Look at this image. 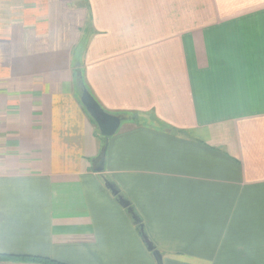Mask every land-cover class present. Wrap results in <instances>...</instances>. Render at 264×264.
<instances>
[{
    "label": "crops",
    "instance_id": "obj_1",
    "mask_svg": "<svg viewBox=\"0 0 264 264\" xmlns=\"http://www.w3.org/2000/svg\"><path fill=\"white\" fill-rule=\"evenodd\" d=\"M103 178L163 264H264V0H0V254L156 264Z\"/></svg>",
    "mask_w": 264,
    "mask_h": 264
},
{
    "label": "water",
    "instance_id": "obj_2",
    "mask_svg": "<svg viewBox=\"0 0 264 264\" xmlns=\"http://www.w3.org/2000/svg\"><path fill=\"white\" fill-rule=\"evenodd\" d=\"M80 103L89 115V117L94 121L97 126L98 132L102 138L106 141L108 138L113 136L122 121L126 120L122 116H115L112 114L106 113L96 102V100L90 95V93L86 89L81 90L80 94ZM104 151L103 149L102 158L100 161V168L97 171H102L103 161H104ZM104 187L108 190L112 197L116 199L118 204L126 210L128 215L130 216L131 220L133 221L134 225L137 226L140 237L146 247V250L151 253L152 257L155 260L156 264H163L162 263V256L158 250L152 245V243L147 238L146 234L144 233L142 223L140 218L136 214V212L130 207L128 201H126L119 193L118 189L115 185L108 182L105 178H103Z\"/></svg>",
    "mask_w": 264,
    "mask_h": 264
},
{
    "label": "trees",
    "instance_id": "obj_3",
    "mask_svg": "<svg viewBox=\"0 0 264 264\" xmlns=\"http://www.w3.org/2000/svg\"><path fill=\"white\" fill-rule=\"evenodd\" d=\"M76 76H77V83L79 87H81L80 89L83 88L87 89L82 82L81 76L79 74L78 75L76 74ZM123 117H127L126 119L131 120L132 122H138V116L136 114H126ZM0 263L66 264L46 257L31 256V255H8V254H0Z\"/></svg>",
    "mask_w": 264,
    "mask_h": 264
},
{
    "label": "rangeland",
    "instance_id": "obj_4",
    "mask_svg": "<svg viewBox=\"0 0 264 264\" xmlns=\"http://www.w3.org/2000/svg\"><path fill=\"white\" fill-rule=\"evenodd\" d=\"M178 134H180V133H178Z\"/></svg>",
    "mask_w": 264,
    "mask_h": 264
}]
</instances>
